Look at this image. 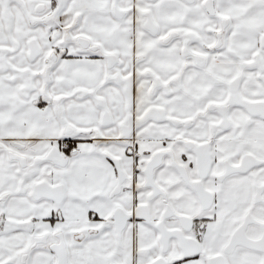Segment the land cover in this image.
I'll list each match as a JSON object with an SVG mask.
<instances>
[{"label": "snow or ice", "instance_id": "6c2138e0", "mask_svg": "<svg viewBox=\"0 0 264 264\" xmlns=\"http://www.w3.org/2000/svg\"><path fill=\"white\" fill-rule=\"evenodd\" d=\"M0 264H264V0H0Z\"/></svg>", "mask_w": 264, "mask_h": 264}]
</instances>
